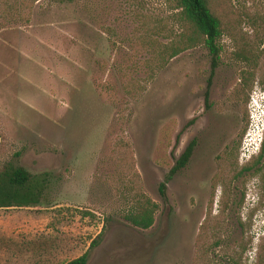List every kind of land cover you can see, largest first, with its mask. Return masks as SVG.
Instances as JSON below:
<instances>
[{
	"label": "rangeland",
	"instance_id": "374dc122",
	"mask_svg": "<svg viewBox=\"0 0 264 264\" xmlns=\"http://www.w3.org/2000/svg\"><path fill=\"white\" fill-rule=\"evenodd\" d=\"M211 2L209 75L203 46L155 64L169 0H0V171L48 182L0 209V264H264V146L239 157L263 138L264 0ZM132 188L157 205L146 230L122 218Z\"/></svg>",
	"mask_w": 264,
	"mask_h": 264
},
{
	"label": "trees",
	"instance_id": "16d2710c",
	"mask_svg": "<svg viewBox=\"0 0 264 264\" xmlns=\"http://www.w3.org/2000/svg\"><path fill=\"white\" fill-rule=\"evenodd\" d=\"M26 1L32 5L36 0ZM171 11L169 18L176 26V33L168 38L165 43L150 42L153 49L155 64L159 67L165 65L170 59L185 50L197 46H203L209 56L210 71L212 74L218 59L217 39L221 34L220 21L213 12L211 0H169ZM251 85V84H250ZM250 85H245L247 91ZM193 142L180 153L169 169L165 180H168L176 171L182 169L191 153ZM264 146L263 138L256 160L260 158V152ZM48 182L44 175H30L24 169L8 165L0 171V209L9 208H32L45 201L44 194ZM164 183L158 185L159 194L164 197ZM126 191V190H125ZM135 191V192H133ZM132 194L130 207L125 211L122 218L131 226L140 230L148 229L153 223V213L157 205L149 200L139 190L127 189ZM100 235L91 242L90 247L97 244ZM87 255L82 254L65 264H86Z\"/></svg>",
	"mask_w": 264,
	"mask_h": 264
},
{
	"label": "built area",
	"instance_id": "2783aa9c",
	"mask_svg": "<svg viewBox=\"0 0 264 264\" xmlns=\"http://www.w3.org/2000/svg\"><path fill=\"white\" fill-rule=\"evenodd\" d=\"M252 125H253V127H254V131L253 132H255V134L257 133V131H260V136H262V129H263V127H264V121H263V123L261 124L260 123V121L257 119V118H253V120H252ZM261 124V125H260ZM260 126V127H259ZM258 127H259V129H258ZM251 139H253V138H245V140H246V143L249 141L250 143H248V145H246V148H242V150H241V152L239 153V157H240V159H243L244 157H245V155H246V153L250 150V149H254V150H256V146H257V143H258V146H259V144H260V142H261V140H260V138H259V140L257 139V141H255V140H252L251 141Z\"/></svg>",
	"mask_w": 264,
	"mask_h": 264
},
{
	"label": "clouds",
	"instance_id": "9594fccd",
	"mask_svg": "<svg viewBox=\"0 0 264 264\" xmlns=\"http://www.w3.org/2000/svg\"><path fill=\"white\" fill-rule=\"evenodd\" d=\"M264 124V123H263ZM263 129H264V127H263ZM263 129H262V135H263Z\"/></svg>",
	"mask_w": 264,
	"mask_h": 264
},
{
	"label": "crops",
	"instance_id": "0c3cea01",
	"mask_svg": "<svg viewBox=\"0 0 264 264\" xmlns=\"http://www.w3.org/2000/svg\"><path fill=\"white\" fill-rule=\"evenodd\" d=\"M0 261H1V259H0Z\"/></svg>",
	"mask_w": 264,
	"mask_h": 264
}]
</instances>
